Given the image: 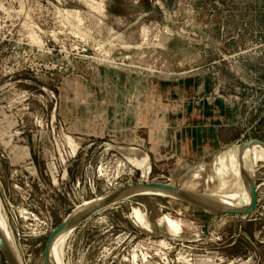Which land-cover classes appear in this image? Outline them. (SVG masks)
<instances>
[{"label": "rangeland", "instance_id": "obj_1", "mask_svg": "<svg viewBox=\"0 0 264 264\" xmlns=\"http://www.w3.org/2000/svg\"><path fill=\"white\" fill-rule=\"evenodd\" d=\"M252 139L264 142V0H0V205L21 264H45L52 231L116 190L219 195L235 182L219 159ZM254 183L248 216L120 200L70 231L59 264H264V161Z\"/></svg>", "mask_w": 264, "mask_h": 264}, {"label": "bare ground", "instance_id": "obj_2", "mask_svg": "<svg viewBox=\"0 0 264 264\" xmlns=\"http://www.w3.org/2000/svg\"><path fill=\"white\" fill-rule=\"evenodd\" d=\"M121 152L124 153L126 156H128L129 160L139 167H142L146 162L145 156H142L139 152H136L132 149L124 148V149H121ZM226 157L227 158L219 159V166L216 169V173L220 177H223L227 174H232L235 177L234 178L235 182L233 184H228L225 181L222 182L221 188L219 189L218 187V192L220 193L219 195L213 196L215 193L211 196L201 195V194H196L190 191L182 190L184 193H186L190 197H193L192 199L194 200L191 201L190 199L188 200L183 199L179 196H176L166 191H162L159 189H152V188H144V187H138L136 189L127 190L125 193L126 194H130V193H143L144 194L145 193V194H153V195H158V196H170L175 199L185 201L197 208H200L208 212H213V211H210V209H208L205 206H208L212 209H217V210L226 211V212L242 211L250 207L251 200H252V196H251V193H250L247 181H246V177L244 175V171L247 172L250 179H252V181L254 182V167L257 164V162L264 161V147L253 144V145L247 146L241 152H239V147H235L234 149L227 152ZM147 169L148 168H146V170ZM254 187H255V183H254ZM107 195H110V194H107ZM99 198L95 199L94 201L84 203L81 206H78L77 209L74 210L73 215L76 216L88 210L90 207L95 205L100 200ZM233 200L237 202L235 203ZM1 211H2V207L0 205V234L10 251L14 264H21L20 259L17 256V251L13 245L12 238L6 237L7 233L5 235L3 232V228L6 229V223H5L6 221ZM132 216L135 221L144 222V216L138 209H133ZM159 225L160 226L165 225L171 230V232L174 235L179 234L178 224L167 217H163V219L159 222ZM74 228L75 226H71L67 230L59 233L53 239L51 247H50V252H49V264H59V258L63 254V253L61 254L60 245L63 243L64 238H66V236Z\"/></svg>", "mask_w": 264, "mask_h": 264}, {"label": "water", "instance_id": "obj_3", "mask_svg": "<svg viewBox=\"0 0 264 264\" xmlns=\"http://www.w3.org/2000/svg\"><path fill=\"white\" fill-rule=\"evenodd\" d=\"M259 145L264 147V142L256 140V139H252L249 140L247 142L241 143L238 147H239V152H241L244 148H246L247 146L250 145ZM244 175L246 177V181L252 196V200H251V204L250 207L247 209H244L242 211L239 212H226V211H220L217 209H212L208 206V209H210V211H213V213H218L221 215H233V216H248L250 214L253 213V211L255 210L256 207V203H257V195H256V191H255V187H254V182L252 181V179H250V177L248 176L247 172L244 171ZM138 187H144V188H152V189H159L162 191H166L169 192L171 194H174L176 196H179L183 199H190L191 201H193L194 199H192L193 197H190L189 195H187L186 193H184L182 190L174 188L172 186L169 185H165V184H158V183H148V184H139V185H135V186H131L128 188H123V189H119L116 190L115 192H113L110 195H106L104 197L99 198L100 200L93 205L92 207H90L88 210L84 211L83 213L79 214V215H70L68 216L54 231H52V233L49 235L46 244H45V248H44V261L45 264H49V252H50V247L52 244L53 239L61 232L67 230L68 228H70L71 226H77V224H79L81 221L85 220L87 217H89L90 215L120 201L126 198H129L130 196L133 195H139V194H143V193H130V194H126L125 192L127 190H131V189H136ZM145 194V193H144ZM197 203V202H196ZM202 205V204H201ZM0 252L3 255L5 262L7 264H14L13 260H12V256L10 254V251L7 247V245L5 244L4 240L2 239V236L0 234Z\"/></svg>", "mask_w": 264, "mask_h": 264}]
</instances>
